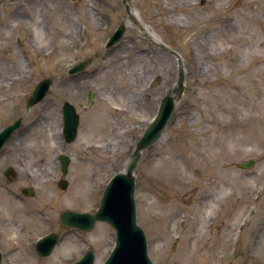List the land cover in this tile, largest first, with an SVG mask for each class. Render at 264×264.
Returning <instances> with one entry per match:
<instances>
[{
    "label": "rangeland",
    "instance_id": "1",
    "mask_svg": "<svg viewBox=\"0 0 264 264\" xmlns=\"http://www.w3.org/2000/svg\"><path fill=\"white\" fill-rule=\"evenodd\" d=\"M129 4L125 36L105 48L127 14L123 0H0V125L24 117V148L11 142L0 157V178L8 166L19 174L15 184H0V264H72L91 248L95 264L105 263L114 229L98 223L79 232L63 227L60 214L99 207L182 70L185 92L135 170L137 222L149 256L154 264L264 262V0L249 13L250 26L246 0ZM88 58L94 60L86 69L68 73ZM45 78L54 79L47 97L27 110ZM66 101L80 116L72 143L58 135ZM219 117L232 126L222 127ZM60 153L71 159L66 189L58 184ZM249 159L256 160L252 168L239 167ZM29 187L35 195L25 196L21 209L13 193ZM22 217L24 230L16 226ZM51 232L61 241L41 257L36 244Z\"/></svg>",
    "mask_w": 264,
    "mask_h": 264
},
{
    "label": "water",
    "instance_id": "2",
    "mask_svg": "<svg viewBox=\"0 0 264 264\" xmlns=\"http://www.w3.org/2000/svg\"><path fill=\"white\" fill-rule=\"evenodd\" d=\"M129 10L130 6L123 0ZM125 24H122L110 38L107 47L116 44L124 35ZM175 53V52H174ZM177 55V53H175ZM178 56V55H177ZM93 58L74 65L69 69L70 74L83 71ZM54 79L47 78L42 80L35 88L28 102V109L40 103L48 94ZM177 87L169 91L161 100L156 117L145 129L143 135L136 142L132 159L123 172L117 173L109 182L100 200V206L93 213L64 211L60 219L64 226L73 227L80 231L92 230L98 222L110 224L115 232V246L109 258L104 264H154L148 253V241L144 229L137 222V203L135 200L136 176L135 170L142 158L143 151L156 144L163 136L164 130L172 119L176 103L180 101L185 91V75L180 71ZM87 106L91 107L94 103V93L88 92ZM64 113V133L68 142H73L77 138L80 124V116L76 108L66 102L63 108ZM21 126V119L8 126L0 132V150L9 140L12 134ZM62 172L67 174L70 158L67 155H60ZM255 160L250 159L241 163V168H252ZM62 189H66L68 182L61 180L59 183ZM26 195H33L29 188L24 189ZM59 241V235L49 234L41 238L37 244V251L42 256L50 255ZM73 264H95V253L91 249L77 262Z\"/></svg>",
    "mask_w": 264,
    "mask_h": 264
},
{
    "label": "flooded vegetation",
    "instance_id": "3",
    "mask_svg": "<svg viewBox=\"0 0 264 264\" xmlns=\"http://www.w3.org/2000/svg\"><path fill=\"white\" fill-rule=\"evenodd\" d=\"M106 15L107 14L105 12H103V20L105 19ZM127 18H128V14L124 15L122 22L114 29V31L123 23L124 20L127 21ZM126 31H127V29H126ZM160 48L165 49L164 47H160ZM165 50L168 51L167 49H165ZM61 113H63V107L61 109ZM19 117H21V116L15 117V118L11 119L10 121L1 124L0 125V131L2 129H4L5 127H7L8 125H10L13 122H15ZM23 125H24V118H23V122H22L21 128L19 130H17L13 134V136L9 140V142L0 151V157H2V155H4L7 152L8 147H9L11 142H12V145H10V147L13 146V144H15L14 147H16V151H20L21 147L24 148V145L20 146V144H22V139L24 137V132L22 130L23 129ZM36 125H37V122H36ZM61 141L63 143L66 142L65 138L63 137V135H61ZM18 177H19V174L16 171V169H14L11 166H8L7 169L5 171H3V176H2V178H0V182H2V183H0V184H5V187H6V184H9V183L15 184L18 181ZM13 196H15L17 199H20V201L22 203L21 209L23 207L24 208L26 207L25 206L26 205L25 196L22 193L21 194L13 193ZM21 209H20V207L18 209V211L21 213L20 215H22V212H23V211H20ZM14 220L17 221V218H15ZM22 220H23V217H22V219H21V221L19 223H17V224L15 223L16 226H18L20 230H24V226H25L24 223L22 222ZM4 223H6V222H4ZM2 260H3V255H2V252L0 251V261H2Z\"/></svg>",
    "mask_w": 264,
    "mask_h": 264
},
{
    "label": "bare ground",
    "instance_id": "4",
    "mask_svg": "<svg viewBox=\"0 0 264 264\" xmlns=\"http://www.w3.org/2000/svg\"><path fill=\"white\" fill-rule=\"evenodd\" d=\"M257 2H259V0H246V6H247V9L249 10V12H248V14H247V17L248 18H246L247 19V26H250L252 23H253V21H254V19H253V14H250L251 16L249 17V13L251 12V11H253V8H254V4L255 3H257ZM143 28L145 29V31H146V33H148L149 35H151V36H153L157 41H160V39H159V37L156 35V33L154 32V30H153V28L150 26V25H148L147 23H144L143 22ZM208 50L209 51H211L212 49H211V46H209L208 45ZM197 67H196V72H201V71H203L204 70V66L200 63V61L198 60L197 61ZM214 96H215V98L218 96V93H214ZM224 111H227V113H231L230 112V108H228V107H225L224 109H223ZM217 121L222 125V127H228V128H230L231 126H232V124H226V121L225 120H223V118L222 117H219V118H217ZM226 125H225V124ZM235 125V124H234ZM56 137L58 138V135H59V140H60V134L58 133V129L56 128ZM57 133H58V135H57ZM53 137H54V135L53 134H51ZM55 138V137H54ZM243 141V140H242ZM90 147H95L94 145H89L88 146V148H90ZM92 148V149H93ZM128 166V165H127ZM158 178L159 179H165V178H168L167 176H166V173H164V174H162V173H159L158 175ZM200 178H202V176L200 177ZM200 180V179H199ZM264 264V262H260V263H257V264Z\"/></svg>",
    "mask_w": 264,
    "mask_h": 264
}]
</instances>
